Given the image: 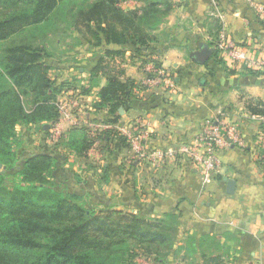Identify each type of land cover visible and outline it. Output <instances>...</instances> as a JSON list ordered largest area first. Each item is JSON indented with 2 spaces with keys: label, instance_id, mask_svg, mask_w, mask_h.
I'll list each match as a JSON object with an SVG mask.
<instances>
[{
  "label": "crops",
  "instance_id": "obj_1",
  "mask_svg": "<svg viewBox=\"0 0 264 264\" xmlns=\"http://www.w3.org/2000/svg\"><path fill=\"white\" fill-rule=\"evenodd\" d=\"M170 1L173 8L153 32L156 40L148 52L172 75V90L135 89L129 107L111 113L109 106L97 107L109 79L138 83L145 76L131 57L133 47L94 46L73 32L76 47L60 50L50 76L80 93L79 114L63 119L62 131L66 135L84 125L91 144L81 154L65 150L68 164L65 160L57 168L85 178L88 186L73 178L71 184L84 185L96 196L101 190L100 196L117 209L150 218L173 214L178 235L171 256L183 257V264H264V156L259 142L264 70L254 72L222 56L217 47L227 37L247 57L264 60V14L257 10L264 0ZM120 4L127 11L143 6L133 0ZM204 47L210 56L204 62L193 59ZM66 54L71 59H63ZM67 97L58 93L56 101L67 108ZM221 116L236 125L243 145L219 152L215 178L203 184L180 150L194 141L204 122ZM136 118L146 124L145 146L154 155L152 162L134 155L123 134ZM49 125L40 143H46ZM35 127L21 124L16 131L33 132ZM225 179L235 182L232 193Z\"/></svg>",
  "mask_w": 264,
  "mask_h": 264
},
{
  "label": "trees",
  "instance_id": "obj_2",
  "mask_svg": "<svg viewBox=\"0 0 264 264\" xmlns=\"http://www.w3.org/2000/svg\"><path fill=\"white\" fill-rule=\"evenodd\" d=\"M123 1L0 0V264H124V256L133 255L127 253L131 241L153 244L147 252L157 257V245L173 250L178 235L173 214L150 218L117 209L90 188L55 189L50 179L65 150L81 154L91 144L84 127L70 129L56 144L40 143L39 150L14 149L18 125L43 130L58 118L54 102L67 85L50 76L57 67L55 60L47 63L54 55L44 45L47 34L73 31L85 43L130 45L131 57H151L153 32L173 3L133 0L143 6L127 11ZM135 85L111 77L97 107L109 106L111 113L128 108ZM72 177L76 184L85 182ZM11 178L16 183L7 188Z\"/></svg>",
  "mask_w": 264,
  "mask_h": 264
},
{
  "label": "built area",
  "instance_id": "obj_3",
  "mask_svg": "<svg viewBox=\"0 0 264 264\" xmlns=\"http://www.w3.org/2000/svg\"><path fill=\"white\" fill-rule=\"evenodd\" d=\"M257 10L259 13L264 14V6L259 5ZM217 47L222 56L228 57L231 60L241 62L254 72L264 70V60L259 58L247 57L243 50L239 48L236 43L227 37H222ZM138 62L139 68L144 73V78L135 83V89L140 92H145L151 89L172 90L175 88V82L172 75L162 66H158L150 56L135 57ZM67 95L66 104L55 101L54 104L58 111V115L63 118H58L50 122L48 126V144L58 143L62 136V123L68 117L78 115L80 111V93L74 90L73 87L66 86L60 94ZM64 119V120H63ZM73 124H79L78 121H73ZM88 126V125H86ZM84 127V125H78ZM89 127V126H88ZM90 131L92 132V128ZM134 155L144 159L145 161L152 162L154 155L147 151L145 141L148 136V131L145 122L142 119H133L127 131H123ZM260 144L263 146L264 156V129L259 138ZM243 141L239 136L236 125L228 121L227 116H221L212 120H207L202 125L199 132L195 135L194 141L184 145L180 153L184 156L185 160L193 167L199 174L203 184H209L213 180L220 166L219 152L229 149L231 146L242 147Z\"/></svg>",
  "mask_w": 264,
  "mask_h": 264
},
{
  "label": "rangeland",
  "instance_id": "obj_4",
  "mask_svg": "<svg viewBox=\"0 0 264 264\" xmlns=\"http://www.w3.org/2000/svg\"><path fill=\"white\" fill-rule=\"evenodd\" d=\"M65 32H62V30L57 29L54 32V34L53 33L51 35L47 34V35H49V38L47 41H44V45L51 54L52 53L54 54V55H52L51 58H48V60H47L48 65H53V63H54L53 60L59 59L60 50L68 49L69 45L71 46L72 44H73V46L76 47L77 39L72 37L73 31L70 32L67 30V32L66 33ZM63 59H71V54L63 55ZM50 61H51V63H50ZM135 65L139 67L138 62H136V61H135ZM52 70H51V72H53ZM26 100H27V98H25V101ZM26 106L28 108L29 103H26ZM16 133H17V139L18 140L17 139L14 140V149H17V150H20V149H30L33 151L39 150L40 149V145H39L40 142L39 141H40L41 137H45V130L39 129L37 127H35L33 132H32V129L24 128V129H19L18 131H16ZM38 136H40V138H38ZM47 137H48V134H47ZM46 143H48L47 139H46ZM66 156L68 157L69 155H66ZM66 156L63 155V157H62L63 159H61V161L57 163V166L53 172V176H52L53 178L50 179L51 183L54 184L55 189H58V190L64 189L66 184L70 185L76 189L78 187H80V185L76 186L74 184H71V183H73L72 180H74V179H72L73 177L70 174L73 172L67 173V172H64L62 169L57 168L59 165H61L63 163V161H65L67 159ZM68 158H70V156ZM66 162L68 164V160H66ZM68 169L69 168H66V170H68ZM15 183H16V179L11 178L5 182V186L7 188H11ZM83 184L88 186L87 183H83ZM63 185H64V188H60ZM82 188L85 189V192H86V187L84 185L82 186ZM82 191H84V190H82ZM85 192H83V194H85ZM98 192L100 193V195H102L101 190H98ZM99 197L97 196V198H99ZM94 198H96V197H94ZM89 199L90 198L85 197V200H84V201H86L87 207L91 206V205H88ZM95 209L98 210L99 207L95 206ZM129 244H130V248L132 250H129L127 253L129 255L130 252H132L131 254H133V255L127 256V254H126L124 256V260H125L123 262L124 264H183V263H181V262H183V260H181V258H183V257H181V256L176 257V255L174 257H172L171 253L173 250L172 249L167 250L166 246L157 245L158 247H156V248L160 251V255H161L160 257H157L156 255H150L147 252V249L153 250L155 248V246L153 244H149L147 242H141L140 243L138 241L136 243L131 241ZM166 250L168 251V253L166 255H164V253H166Z\"/></svg>",
  "mask_w": 264,
  "mask_h": 264
},
{
  "label": "water",
  "instance_id": "obj_5",
  "mask_svg": "<svg viewBox=\"0 0 264 264\" xmlns=\"http://www.w3.org/2000/svg\"><path fill=\"white\" fill-rule=\"evenodd\" d=\"M211 51L204 47L201 49V51H199L198 53H196L195 57L193 59H195L198 62H204L206 60V58L208 56H210ZM227 182V192L228 193H232L235 187V182L233 180L230 179H225Z\"/></svg>",
  "mask_w": 264,
  "mask_h": 264
}]
</instances>
